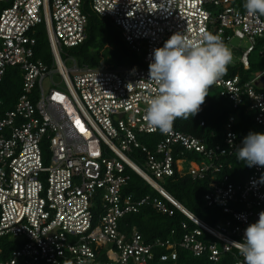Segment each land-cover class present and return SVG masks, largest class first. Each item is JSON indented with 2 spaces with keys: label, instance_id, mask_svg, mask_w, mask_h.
I'll use <instances>...</instances> for the list:
<instances>
[{
  "label": "built area",
  "instance_id": "2783aa9c",
  "mask_svg": "<svg viewBox=\"0 0 264 264\" xmlns=\"http://www.w3.org/2000/svg\"><path fill=\"white\" fill-rule=\"evenodd\" d=\"M0 7V89L9 68L23 77L12 109L0 97V239L18 246L4 257L0 243V264H177L178 247L213 262L231 253L235 264H245L234 242H243L264 211V167L252 166L241 181L226 171L244 139L233 130L236 116L225 125L224 141L215 143L177 129L176 120L163 134L144 117L156 88L149 81L153 50L177 32L195 39L208 31L226 45L234 37L251 42L208 93L235 108L247 104L264 133V70L248 78L232 74L251 67L257 44L264 48V15L249 14L237 0H0ZM89 9L109 18L142 61L69 67L68 49L88 38ZM40 25L50 45L47 61L36 58ZM148 134L155 135L151 146L141 139ZM187 153L196 155L187 161ZM185 163L193 179L208 181L204 200L222 210L223 220L203 221L160 183ZM133 173L158 194L128 192ZM147 205L171 215L174 206L197 227L184 222L180 242H147L136 226L124 231L122 218ZM156 248L165 251L157 256Z\"/></svg>",
  "mask_w": 264,
  "mask_h": 264
},
{
  "label": "trees",
  "instance_id": "16d2710c",
  "mask_svg": "<svg viewBox=\"0 0 264 264\" xmlns=\"http://www.w3.org/2000/svg\"><path fill=\"white\" fill-rule=\"evenodd\" d=\"M245 0H237L238 5H244ZM1 8V7H0ZM1 10V9H0ZM88 38L80 45L68 49L70 53L78 57L81 64H88L95 67H115L119 65H130L141 62V57L128 45L122 32L109 19L99 16L90 11ZM38 44L36 58L48 60L51 55L49 40L44 26H38ZM264 56V54H261ZM251 63V62H250ZM260 68H264V60L260 63ZM257 68L252 65L248 70H243L237 66L232 69V74L240 71L245 78L250 77L252 71ZM23 92V77L20 69L11 67L1 84L0 97L4 100V108L12 109L20 94ZM206 97V107L196 115L187 120L176 119L175 127L186 134L194 136H206L208 143L224 141L226 132L225 125L230 116H236L233 130L239 137H245L249 132L262 133V126L255 120L254 111L250 110L247 104L235 108L232 101L220 97L219 95ZM206 120V126L201 125L202 120ZM213 133V135H211ZM155 135L148 134L143 139L149 146L150 140ZM194 153L185 154L187 161H191ZM232 164V169L228 168ZM226 171L232 175L234 181H241L243 177L251 173V168L236 157L228 159ZM187 166L182 171L177 170L173 177L166 178V189L192 213L209 224H216L223 220L226 215L218 207H210L204 200L205 193L209 186L207 180L193 179L190 173L186 172ZM136 174V173H135ZM128 192L136 196L145 194H158L138 174L132 175L129 185L126 187ZM174 213H163L156 210L153 206L142 207L138 212L126 214L121 221V228L125 231L130 227L136 226L143 234L147 242H152L157 238L169 239L173 242H180L183 234L187 231L183 223L187 222L188 227L195 228L197 225L182 211L172 206ZM174 231V232H173ZM4 247V257L10 251L16 249L17 243L14 240L4 237L0 239ZM165 248H156L157 256L164 252ZM179 259L177 264H235V256L231 253H224L218 262H213L207 255L196 256L192 251L178 247ZM167 264V263H162Z\"/></svg>",
  "mask_w": 264,
  "mask_h": 264
},
{
  "label": "clouds",
  "instance_id": "9594fccd",
  "mask_svg": "<svg viewBox=\"0 0 264 264\" xmlns=\"http://www.w3.org/2000/svg\"><path fill=\"white\" fill-rule=\"evenodd\" d=\"M251 15H264V0H245ZM233 62V52L221 35L205 31L198 38L180 32L153 50L149 81L156 85L147 101L145 120L152 129L167 134L177 118L187 120L201 110L209 88L223 77ZM239 161L264 167V133L249 132L236 149ZM243 242H234L245 264H264V211L247 226Z\"/></svg>",
  "mask_w": 264,
  "mask_h": 264
},
{
  "label": "rangeland",
  "instance_id": "374dc122",
  "mask_svg": "<svg viewBox=\"0 0 264 264\" xmlns=\"http://www.w3.org/2000/svg\"><path fill=\"white\" fill-rule=\"evenodd\" d=\"M250 44L251 42L248 40V38L240 39L238 37H234L227 45L233 52V60L234 61L240 60L243 52L250 46ZM263 50H264L263 45L257 44V49L250 56V62L252 63V65H256L257 67L252 71V74H250L251 77L257 76L264 70V68L261 69L259 66L260 63L264 60V56L261 55V51ZM70 54L72 55V57L67 61V65L69 67H73L75 64V61L76 62L78 61V57L76 55H73L72 53ZM54 81L59 87L64 88V83L62 82L59 76H56ZM261 85L264 86V77L261 79ZM44 86L46 90H49L53 86V83L51 82L49 78H47L44 81ZM186 166L188 167L189 164L185 163V168ZM133 175H136V174L133 173ZM159 181L165 188L167 187L166 180L160 179ZM152 194H155V193H152Z\"/></svg>",
  "mask_w": 264,
  "mask_h": 264
},
{
  "label": "snow or ice",
  "instance_id": "6c2138e0",
  "mask_svg": "<svg viewBox=\"0 0 264 264\" xmlns=\"http://www.w3.org/2000/svg\"><path fill=\"white\" fill-rule=\"evenodd\" d=\"M76 123H77L78 126H80V121L79 120H77ZM81 130L83 131L82 126H81Z\"/></svg>",
  "mask_w": 264,
  "mask_h": 264
}]
</instances>
